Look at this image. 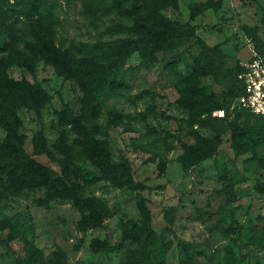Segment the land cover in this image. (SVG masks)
I'll list each match as a JSON object with an SVG mask.
<instances>
[{"label":"rangeland","instance_id":"374dc122","mask_svg":"<svg viewBox=\"0 0 264 264\" xmlns=\"http://www.w3.org/2000/svg\"><path fill=\"white\" fill-rule=\"evenodd\" d=\"M32 1L0 0V16L34 22ZM140 1L58 0L47 40L26 38L0 53V117L9 119L18 105L13 138L33 161L31 168L0 169V264H20L17 258H27L34 246L35 264H144L148 254L165 264H264V128L254 132L257 117L230 102L232 69L264 41V0H177L162 13L196 25V33L167 38L150 66L131 50L128 84L103 96L92 90L89 110L80 104L81 84L45 54L29 56L31 42L59 51L72 58L85 86L92 78L100 85L92 63L74 55L77 46L106 42L110 49H132L128 37L137 34L129 17ZM175 60L191 84L179 82ZM19 83L42 87L48 100ZM197 92L229 99V117L243 129L216 132L208 122L226 112L189 108L185 97ZM63 129L72 172L60 163ZM39 133L49 153L35 151ZM8 134L0 122V144ZM200 138L212 142L208 154L186 163V145ZM91 145L103 146L148 187L135 190L100 177L86 155ZM229 178L233 200L225 188ZM142 198L152 213V237L143 226ZM91 199L104 206L99 224L79 204ZM128 234L141 242L124 240ZM106 243L115 248L103 250Z\"/></svg>","mask_w":264,"mask_h":264},{"label":"trees","instance_id":"16d2710c","mask_svg":"<svg viewBox=\"0 0 264 264\" xmlns=\"http://www.w3.org/2000/svg\"><path fill=\"white\" fill-rule=\"evenodd\" d=\"M2 1L10 4V0ZM57 3L58 0H33L31 5L34 8V22H26L25 20H22L20 16H17L15 19L2 18L0 16V53L9 50L13 44H19L20 41L26 38L31 39L30 37H33L36 39L47 40V33L45 30H50L56 20ZM170 5H177V0H142L140 2L133 3V16L130 15L129 18H134L135 20L137 35L136 37H128V45L132 48L128 51L125 49H110L109 44L106 42L77 46V53H74V55L77 57L78 54H80L84 60L87 59L92 63L94 71H96L101 80L100 85L95 84L92 78L90 80V85L85 86L82 74L78 72L77 67L74 64H71L72 58L71 60H67L65 55L59 51L55 54L50 51V48L45 49L44 47L31 42V55L29 56L39 53L45 54L46 58L55 62L59 70L65 71L79 84H81L86 93L80 100V104L83 109L89 110L90 99L88 96L92 90H95L99 96H103L109 87L128 84L131 72L129 68H126V62L130 56L131 50H138V52L144 57L143 64L145 66H150L156 57L157 51L163 47L167 38L185 37L196 33V25L190 22H181L177 19H172L162 13V11ZM48 46L50 47V44H48ZM204 46L206 48H211V46L206 42H204ZM106 47L107 50H105ZM256 49L260 55L264 56V41H261L257 45ZM25 60L29 62V64L34 63L30 57H26ZM174 63L173 70L175 75L178 77L179 82L183 83L184 81H187V83L191 84V77H186L180 73L176 67V60ZM231 72L234 75V87L230 102L232 99L239 96L243 91V84L239 78V74L241 72L240 62L237 64L235 69H232ZM18 86L21 89L25 88L22 83H19ZM27 90H29L35 98L37 97L43 100H48V93L42 87L40 88L34 83L29 84ZM195 95L196 96L185 97V99L190 102L188 106L192 110L200 109L203 112H209L214 109H223L226 112L223 117H217V121L210 120L208 122V124L216 132L220 133L232 131L233 133H237L238 129H243L239 127L237 118L235 120H231L229 117L228 111L231 106L229 99L226 97L220 99L216 93L205 95L197 92ZM24 97H26V94H24ZM17 107L18 105L16 104L15 111H11L13 113H11V117L9 119L0 117L1 124L6 126L9 130L8 137L2 144H0V169L4 168L6 165H8L12 171L20 168H31L33 166V161L29 159V155L26 150L13 138L15 133L12 131L15 129L18 119L16 113ZM242 110L257 117V121H255V124L253 125L254 132L258 133L260 129L264 128V116L255 114L247 109ZM211 144L212 142L204 138H200L196 144L186 145L184 153L185 162L187 163L193 156L200 157L207 155ZM34 147L35 151L39 153L50 152L46 146V140L42 133H39L34 138ZM58 148L64 154V158L60 160L63 170L65 172H72V167L70 165V151L67 145L66 132L64 129L60 132L58 137ZM87 150L88 152L86 155L89 156V158L96 165H98L101 170L100 177L111 180L115 185H127L135 190L148 187L144 182L133 179L123 170L121 165L114 163L109 153L106 152L103 146H101V148H97L96 146L91 145ZM225 188L227 190L229 200H233L235 196V188L231 178H229ZM79 204L83 210L91 212V219L94 218L98 220L96 224L100 223L102 220L101 216L103 215L102 212L104 210L103 205L97 204L95 199H91L89 202H79ZM139 205L145 217L143 226L147 231V237H152L153 217L151 210L147 205V199L142 198ZM124 240L141 242L140 237H134L129 234L124 236ZM114 248V244L106 243L103 250H111ZM37 249V246H34L29 256L27 258L18 257V262L20 264H35L37 260ZM144 264H165V261L161 260L159 262H154L150 254H148L144 258Z\"/></svg>","mask_w":264,"mask_h":264},{"label":"built area","instance_id":"2783aa9c","mask_svg":"<svg viewBox=\"0 0 264 264\" xmlns=\"http://www.w3.org/2000/svg\"><path fill=\"white\" fill-rule=\"evenodd\" d=\"M240 64L239 78L243 84V91L235 98L232 107L237 106L264 116V56L255 50L250 58L240 61ZM224 112L221 109V113Z\"/></svg>","mask_w":264,"mask_h":264}]
</instances>
